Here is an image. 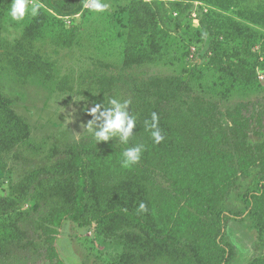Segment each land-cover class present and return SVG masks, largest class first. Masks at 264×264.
Instances as JSON below:
<instances>
[{"label": "rangeland", "instance_id": "obj_1", "mask_svg": "<svg viewBox=\"0 0 264 264\" xmlns=\"http://www.w3.org/2000/svg\"><path fill=\"white\" fill-rule=\"evenodd\" d=\"M38 2L44 6L39 15H29L21 22L7 15L11 0L0 3V90L32 125L27 141L9 150L0 144V196H14L9 208L0 206L1 226L7 209L10 213L33 208L44 190L42 184L28 194H24L26 189L13 194L14 183L45 172L64 155L70 142L95 141L82 125L92 119L88 111L101 96L105 106L111 98L110 92H102L100 87L105 77L175 75L219 101L225 125L229 123L228 109L242 102L252 106L254 116L261 114L264 119V26L243 18L235 4L224 0H105L108 10L96 13L84 7L85 0ZM133 13L143 31L147 25L143 41L128 39ZM37 55L43 62L39 71L19 74V67L29 64L27 59L36 62ZM15 57H21L24 64L12 62ZM73 96L81 101H74ZM117 98L121 99L120 92ZM69 113L74 117L71 122L65 119ZM255 127L249 131L253 144L263 140ZM119 143L116 139L106 142L111 147ZM262 182L264 171L256 167L230 193L231 208L245 209L247 196ZM124 199L136 210L144 203L134 190ZM102 202L103 195L92 184L87 212L96 211ZM258 212L262 215L227 222L226 236L234 245L231 264H248L264 256V209ZM35 213L39 223L47 221L48 208L42 206ZM58 232L55 246L66 264H147L145 258L151 252L145 233L125 221L85 226L65 219ZM33 237L42 242L38 234ZM17 261L15 264L45 263L31 250L25 260ZM13 262L12 258L0 259V264Z\"/></svg>", "mask_w": 264, "mask_h": 264}, {"label": "trees", "instance_id": "obj_2", "mask_svg": "<svg viewBox=\"0 0 264 264\" xmlns=\"http://www.w3.org/2000/svg\"><path fill=\"white\" fill-rule=\"evenodd\" d=\"M224 1L240 7L243 18L264 26V0ZM6 2L0 0L2 4ZM136 15L133 13L129 24L131 42L143 41L141 35H147L146 23L143 31ZM36 57V62L26 58L29 64L19 67V74L38 72L43 62L39 55ZM12 62L24 64L21 57H15ZM239 70L244 71L243 67ZM102 83V92H110L116 98L120 92V100L130 101L129 111L136 115L137 121L129 144L111 147L106 142L74 140L45 172L14 183L13 194L24 189V194H28L42 184L44 190L33 208L10 213L7 209L5 224H0V259L12 258L14 264L19 263L17 260H25L27 250H31L43 257V264H66L55 239L62 222L71 219L85 226L116 220L138 227L145 233L151 249L145 258L147 264H231L234 245L226 236L227 222L262 215L258 211L264 209V182L249 193L245 209H232L228 202L230 193L250 177L254 168L264 171L262 115L254 116L252 106L242 102L228 109L229 123L225 125L220 102L211 99L202 89L198 92L189 80L175 75L128 74L105 77ZM120 83L123 84L119 88ZM104 101L101 96L97 103ZM153 112L159 115V126L165 137L159 144L154 143L144 126ZM254 127L255 133L263 138L256 144L249 141V131ZM31 131L32 125L26 116L16 112L12 99L0 90L3 150L27 141ZM137 144L144 145L139 163L123 168V150ZM92 184L103 195V202L89 214L87 203ZM133 190L146 204V212H138L125 204L124 197ZM11 194L0 196V206L9 208L14 203ZM42 206L48 208V215L47 221L41 224L35 211ZM33 234H38L42 242L34 239ZM248 264H264V256Z\"/></svg>", "mask_w": 264, "mask_h": 264}, {"label": "clouds", "instance_id": "obj_3", "mask_svg": "<svg viewBox=\"0 0 264 264\" xmlns=\"http://www.w3.org/2000/svg\"><path fill=\"white\" fill-rule=\"evenodd\" d=\"M43 4L38 0H11L10 8L7 15L13 21L21 22L27 16H37L40 13ZM85 8H90L96 13H105L110 5L105 0H85ZM74 101H81L78 97L73 96ZM130 101L120 100L116 97L107 98V106L101 103H96L88 114L92 119L86 125H82L85 131L90 135L96 143L108 142L116 139L121 144L128 145L134 135L136 128L137 117L129 111ZM73 114L69 113L66 120L71 122ZM145 130L148 131L154 141L159 144L163 142L164 135L159 126V115L156 112L151 114V120L144 121ZM144 145L137 144L136 146L126 147L122 152L121 166L123 168H131L139 163L141 159ZM138 212H146L147 206L141 202L137 209Z\"/></svg>", "mask_w": 264, "mask_h": 264}]
</instances>
